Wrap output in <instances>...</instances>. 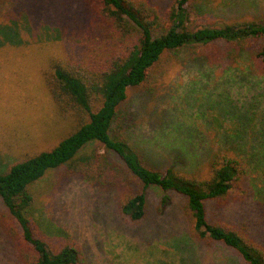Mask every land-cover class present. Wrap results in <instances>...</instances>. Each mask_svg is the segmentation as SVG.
<instances>
[{"label":"trees","instance_id":"obj_1","mask_svg":"<svg viewBox=\"0 0 264 264\" xmlns=\"http://www.w3.org/2000/svg\"><path fill=\"white\" fill-rule=\"evenodd\" d=\"M80 1L88 17L81 26L85 33L75 39L73 35L76 46L71 53L52 57L44 74L52 101L63 113L75 114L77 128L52 150L28 155L0 174V197L9 210V216L1 220V232L14 244L19 262L88 264L77 247L65 245L55 250L35 231L31 186L48 171L66 165L67 176H78L115 194L120 212L133 222L145 218L152 185L183 194L187 198V233L194 243L213 248L222 245L238 253L247 264H264V243L251 235L246 225L210 221L207 213V202H216L223 209L231 202L243 201L252 190L259 199L264 196V114L261 123L256 121L257 113L248 117L243 114L228 127L215 117L217 130L224 128V140L215 139L218 148L213 141L210 159L201 162L202 167L195 172L156 166V159L132 137L136 116L119 111L129 88L146 85L150 93L179 62L210 77L218 65H227L224 72L245 67L246 73L262 80L264 16L212 17L205 9L210 7V0H203V5L195 0H168L167 6L154 0ZM9 15L19 25L11 12ZM13 29H5L7 35H12ZM41 30L33 31L39 36ZM51 40L40 45L51 46ZM89 47L98 52L90 55ZM77 50L80 52L76 55L81 56H75ZM246 76L244 73L243 79ZM211 130L212 138L217 133L221 136ZM222 143L229 146H220ZM93 144L96 149L83 154ZM177 155L187 159L179 150L168 157L173 160ZM160 203L158 211L162 212L167 197ZM235 260L242 264L238 256ZM161 263L166 261L155 259V264Z\"/></svg>","mask_w":264,"mask_h":264},{"label":"rangeland","instance_id":"obj_2","mask_svg":"<svg viewBox=\"0 0 264 264\" xmlns=\"http://www.w3.org/2000/svg\"><path fill=\"white\" fill-rule=\"evenodd\" d=\"M154 1L165 6L168 2ZM195 1L203 5V0ZM2 5L0 174L28 155L52 150L77 128L75 114L63 113L52 101L44 74L52 57L71 53L76 46L72 36L75 39L84 35L81 26L88 20L80 0H3ZM209 5L205 9L212 17L253 13L264 16V0H210ZM10 12L19 25L11 21ZM9 27L14 30L10 36ZM32 27L42 28L40 37ZM39 38L52 39L54 43L40 45L44 41ZM92 49L88 48L90 55L98 52ZM78 51L75 56H81L76 55ZM226 66L218 65L210 77L204 71L186 69L179 62L150 93L146 85L129 88L119 111L136 116L132 137L156 159V166L199 171L201 162L205 164L210 159L213 141L218 148L217 141L223 139L224 128L217 130L215 117L228 127L243 114L248 117L257 113L256 121L261 123L264 78L260 80L246 73L245 67L242 71L230 68L224 72ZM244 73L247 79H243ZM211 126L221 136L217 133L212 138ZM95 145L83 154L94 151ZM220 146L228 147L229 143ZM177 150L187 159L180 155L173 160L168 157ZM31 190L36 234L55 250L65 245L77 247L88 264H155L156 258L166 264H238L235 256L247 264L238 253L222 245L213 248L194 243L187 233L189 222L184 213L187 198L174 190L163 191L152 185L148 190V212L140 222H133L120 212L115 194L78 176H67L66 165L48 171L32 184ZM164 196L167 203L159 212ZM259 198L252 190L243 201L231 202L223 209L216 202H207L208 219L223 220L229 225L244 224L251 235L264 243V204L258 201H264V196ZM5 216H9V210L0 197V224ZM13 224L21 232L18 223ZM0 264H21L14 244L1 232V226Z\"/></svg>","mask_w":264,"mask_h":264}]
</instances>
